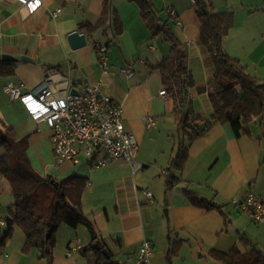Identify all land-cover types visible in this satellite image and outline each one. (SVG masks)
<instances>
[{
  "label": "crops",
  "instance_id": "obj_1",
  "mask_svg": "<svg viewBox=\"0 0 264 264\" xmlns=\"http://www.w3.org/2000/svg\"><path fill=\"white\" fill-rule=\"evenodd\" d=\"M149 1L163 10L160 16L164 18L167 10L176 14L179 25L173 30L187 48V66L194 79L191 107L196 117L207 120L212 113L208 89L214 66L200 42L192 0ZM211 4L215 13L233 14L232 27L223 40L224 52L264 84V0H211ZM112 5L122 32L108 43L112 37L106 28L109 22L99 23L102 0H37L29 4L0 0V57L15 58L13 62L0 60L15 66L12 76L0 77V96L7 97L3 89L7 82L21 83L24 91L38 92L54 102L70 95L75 83L99 84L121 106L124 128L138 142L134 161L141 168L135 171L124 161L97 168L85 160L57 164L51 130L45 123H34L19 101L9 100L20 115L18 123L10 126L25 140L27 158L37 155L42 160L41 171L36 165L33 168L56 182L72 175L87 180L83 213L106 249L108 244L115 248V254L108 251L118 264H136L137 250L144 241L152 245L148 264H222L211 257L210 250L243 253L256 249L264 256V225L251 222L231 203L248 193L264 201V112L240 137L228 125H214L188 143L179 132L172 101L160 95V76L152 69L168 55L169 46L161 37H152L136 3L113 0ZM56 10L60 13L53 17ZM82 24L95 28L87 33L80 28ZM74 31L85 34L87 40L78 50H71L67 40ZM97 45L107 47V74L102 72ZM122 68L130 69L132 76H125ZM147 117L154 120L152 127H146ZM179 144L187 148L173 166ZM4 154L0 146V157ZM100 158L101 154L96 157ZM171 176L181 181L167 190L166 180ZM186 189L200 200L220 206V211L190 202ZM146 191L152 193V203L147 201ZM13 203L11 185L0 175V206L8 217ZM60 227H64L65 246L55 248L49 262L39 260L34 247L23 252L24 236H16L13 230L2 244L0 264H89L80 253L91 239L87 229ZM76 241L81 243L80 251L73 250Z\"/></svg>",
  "mask_w": 264,
  "mask_h": 264
},
{
  "label": "trees",
  "instance_id": "obj_2",
  "mask_svg": "<svg viewBox=\"0 0 264 264\" xmlns=\"http://www.w3.org/2000/svg\"><path fill=\"white\" fill-rule=\"evenodd\" d=\"M103 9L99 23L109 22L107 29L112 37L108 43L117 40L122 32L121 22L114 9L113 0H102ZM138 5L140 17L152 37H161L169 46L168 55L152 67L157 71L162 89L173 104L179 132L186 136L188 143L200 137L214 125H228L235 137L247 132L248 125L260 118L264 112V84L252 77L240 62L228 56L223 50V40L233 24L232 13H215L211 0H192L196 18L199 22L200 42L206 48L214 66L213 80L209 83L208 99L212 113L207 120L194 115L189 100L194 79L187 66V48L177 38L173 27L177 17L160 16L149 0H128ZM80 28H92L82 24ZM108 46V44H107ZM15 66L0 63V77H10ZM183 113L186 116L183 117ZM0 146L5 154L0 157V175L11 185L14 203L9 209L7 225L3 232L2 243L18 227L24 236L23 252L34 247L38 259L49 262L54 250V233L61 226L69 228L84 227L91 239L81 255L89 264H118L100 240L91 222L85 217L82 209V197L87 180L76 175L56 182L50 176H40L31 166L26 155V143L19 139L14 129L0 119ZM187 146L179 144L176 156L171 160L177 166ZM181 179L171 176L166 180V189L171 190ZM190 202L202 206L205 210H219L220 206L212 201L200 200L191 190H184ZM107 253L104 254L103 251ZM172 252L174 247L170 249ZM90 252V254H86ZM209 254L222 264H264V256L256 249L240 252L233 249L228 253L210 250ZM170 255L167 259L170 260Z\"/></svg>",
  "mask_w": 264,
  "mask_h": 264
},
{
  "label": "built area",
  "instance_id": "obj_3",
  "mask_svg": "<svg viewBox=\"0 0 264 264\" xmlns=\"http://www.w3.org/2000/svg\"><path fill=\"white\" fill-rule=\"evenodd\" d=\"M17 1L29 4L37 0ZM59 13L60 10H56L53 17ZM167 14L176 17L173 10H167ZM176 25H179L177 20ZM96 50L102 72L107 74V47L97 45ZM121 72L127 77L132 76L130 69L122 68ZM42 87L46 88V84ZM3 89L10 101H19L22 104L34 123H45L51 130L50 141L57 164H78L85 160L91 167L97 168L111 161H124L131 164L134 171L141 168L134 161L138 142L134 134L124 128L121 106L106 95L99 84L75 83L77 94L67 95L57 102L38 92L24 91L21 83L7 82ZM160 95L166 96L165 91L162 90ZM145 125L152 127L154 120L147 117ZM99 154L101 158L96 159ZM145 196L152 203V193L146 191ZM231 203L240 212L247 214L251 222L264 225L262 199L248 193L242 199H232ZM6 218L0 206V254L3 232L7 225ZM73 250H81L80 241L75 242ZM151 253V243H141L136 253V264H148Z\"/></svg>",
  "mask_w": 264,
  "mask_h": 264
},
{
  "label": "rangeland",
  "instance_id": "obj_4",
  "mask_svg": "<svg viewBox=\"0 0 264 264\" xmlns=\"http://www.w3.org/2000/svg\"><path fill=\"white\" fill-rule=\"evenodd\" d=\"M8 97H6L5 95L0 96V119L4 121L5 124L7 125H10L11 123H13V125H16V121H19L20 119V115L18 112H16V110L12 107L11 103L9 102V99H7ZM176 135V134H175ZM28 145V144H27ZM29 149H27L28 151ZM33 152L35 153L36 152V147H33L32 148ZM31 160L30 161V164H32V168L34 167L33 165H36L39 167L40 164H42V160L39 156L37 155H32L31 156ZM34 169V168H33ZM38 169V168H37ZM35 170V169H34ZM39 170H40V167H39ZM36 171V170H35ZM38 171V170H37ZM41 171V170H40ZM39 172V171H38ZM40 173V172H39ZM43 173V172H41ZM97 209H99V207H97ZM165 213V211H164ZM62 226V225H61ZM61 228H64V227H59L56 232L54 233V249L55 248H60L61 244H63L65 246V233L64 231L61 229ZM14 231H15V234L16 236H23V233L21 232V230L18 228V227H15L14 228ZM109 245V251L112 253V254H115V248L111 245V244H108ZM36 250V249H35ZM37 252V250H36ZM38 254V252H37ZM115 258V257H114ZM116 261V260H115Z\"/></svg>",
  "mask_w": 264,
  "mask_h": 264
},
{
  "label": "water",
  "instance_id": "obj_5",
  "mask_svg": "<svg viewBox=\"0 0 264 264\" xmlns=\"http://www.w3.org/2000/svg\"><path fill=\"white\" fill-rule=\"evenodd\" d=\"M67 40H68V44H69V47L71 48V50H78V49L86 46V44H87L85 34L79 33L78 31H74V32L70 33L67 36ZM0 60L3 62H13V61H15V58H13L12 56L4 54L0 57ZM21 60L26 61L27 59L21 58ZM75 94H77V91L75 89H71L70 95H75ZM185 116H186V113H183V117H185ZM54 186L57 187L58 182H55ZM103 253L106 254L107 251L104 250Z\"/></svg>",
  "mask_w": 264,
  "mask_h": 264
}]
</instances>
